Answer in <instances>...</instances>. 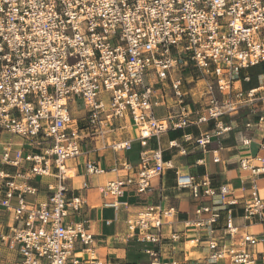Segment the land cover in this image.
Here are the masks:
<instances>
[{"label":"built area","instance_id":"built-area-1","mask_svg":"<svg viewBox=\"0 0 264 264\" xmlns=\"http://www.w3.org/2000/svg\"><path fill=\"white\" fill-rule=\"evenodd\" d=\"M263 62L264 0H0V208L11 212L14 221L0 233V243L15 250L11 264H108L95 254L94 236L85 221L70 218L85 204L81 195L68 194L65 184L70 176L66 162L81 154L80 141L104 136L115 118L129 117L136 127L142 147L137 170L98 187L108 199L104 206L112 208L117 219L118 210L128 205L122 198L129 186L139 194L150 192L152 180L171 167L159 149L145 148L150 137L182 129L194 117L198 124L212 122L213 133L183 137L204 148L213 135L231 129L222 116L242 107L257 115L256 122L248 119L244 127L259 126L264 135L263 86L242 87L251 81L247 69ZM189 64L197 72L192 93L206 99L195 109L186 101L181 79H170L177 67ZM167 79L178 111L157 118L153 107L165 100L153 84L163 85ZM76 97L83 101L82 126L68 107ZM3 133L20 141H5ZM111 146L125 149L129 140ZM259 150L264 151V141ZM4 166L18 170L11 173ZM122 167L130 169L127 164ZM84 168L90 174L103 172L93 161H86ZM238 168L251 181L243 217L264 223V199L257 184L264 177V155L240 158ZM175 176L176 186L189 189L192 198L213 201L197 206L195 219L185 222L186 227L205 230L207 261L257 264L248 246L264 238L238 232L230 209L236 200H225L228 186L214 188L207 176L198 182L190 174L176 171ZM36 177H52L55 182L46 185L43 200L28 203L25 195L38 193L30 183ZM82 187L87 188V182ZM222 209L227 212L225 225L215 228ZM175 212L171 206H148L126 218V237L160 246L162 227L172 222ZM217 230L229 241L220 243L214 236ZM167 238L177 242L180 236L171 232ZM201 241L199 235L190 240L192 246ZM144 252L148 264H180L162 261L158 248Z\"/></svg>","mask_w":264,"mask_h":264},{"label":"crops","instance_id":"crops-1","mask_svg":"<svg viewBox=\"0 0 264 264\" xmlns=\"http://www.w3.org/2000/svg\"><path fill=\"white\" fill-rule=\"evenodd\" d=\"M264 63V62H263ZM261 63V64H263ZM259 65V64H258ZM181 76L175 71L171 78H179L182 82V89L187 94L186 101H189L192 109L204 104L206 99L195 96L193 92V80L197 77L192 75L190 66L181 68ZM264 74L257 73V82L250 87L263 86ZM251 82V81H250ZM170 80L162 83L156 82L153 88L159 95L162 91L164 103L154 108H163V114L154 115L157 118L166 119L168 115L177 113L178 108L172 97L170 89ZM242 83V87H244ZM85 115V113H84ZM84 116L74 118L79 126L84 123ZM256 117L248 114V108H239L236 112L222 116V121L231 126V129L220 135L212 136L210 142L204 147L195 145L194 140H186L183 135L190 134L193 138L203 132L213 133L212 122L196 123L190 118V123L182 129H168L158 137H150L147 141V149H159L164 162L170 161L171 167L163 170L161 175L152 180V189L150 192L139 194L135 186H129L122 199L127 201V207L118 210L117 219H113L114 211L112 208L104 206L105 200L98 191V187L104 185L109 180L122 179L129 174H133L140 162V151L142 147L137 140V130L129 117L115 118L112 121L109 132L104 136L92 135L80 141L81 154L75 159L66 162L70 171V176L65 180L69 188L68 194H78L85 198V204L80 211L71 214L70 218L75 221H85V226L94 236L95 254L105 259L108 264L115 261L124 264H148L149 256L144 252V248L154 247L159 249V256L162 261H179L180 264H214L207 261L208 251L206 249V233L203 228L186 227L185 222L195 219V208L199 205H212L213 201L209 197L202 196L200 199H194L189 189H179L176 186L175 172L190 174L196 182L207 176L211 186L217 188L221 184L228 186V194L225 200L235 199L236 203L230 206L232 222L239 230L255 234L264 238V223H250L244 219L243 205L250 199L251 181L241 173L238 168V160L243 157H252L257 153L264 155V151L259 150V144L264 141L261 127L253 125L250 128L244 127L246 120L256 122ZM243 139H249V144H243ZM19 142V139H16ZM129 140V146L125 149H113L112 143ZM170 141L176 145L171 146ZM16 148V147H15ZM33 152L37 148L30 149ZM214 157H219L218 162H214ZM86 161H93L96 166L103 169L101 173H86L84 164ZM127 164L129 170L122 166ZM28 164H24L27 167ZM11 173L18 168L4 166ZM22 167L19 170H23ZM243 176V177H242ZM55 182L52 177H36L30 181L37 187V195H25V200L32 203L34 199L43 200L48 190L46 185ZM87 182L88 187L83 188L82 183ZM259 197L264 199V177L257 180ZM13 205L16 199H11ZM161 204L163 207H174L175 214L172 222L164 224L162 227L163 240L161 245L140 242L135 237H126L125 220L129 216H135L138 212L144 211L148 206ZM227 212L220 211V218L214 225L220 228L225 225ZM110 219L111 223L106 224L105 220ZM234 220L236 223H234ZM16 223V222H15ZM11 212L0 208V233L8 230L13 225ZM171 232L179 233L180 239L177 242H170L168 235ZM217 230L214 236L223 238V241H229L227 235L221 234ZM199 235L201 242L192 246V238ZM222 235V236H221ZM190 243L189 246L187 244ZM257 264H262L264 260V242L248 246ZM16 252L0 243V264H11L15 259ZM218 264V263H216ZM221 264V263H219Z\"/></svg>","mask_w":264,"mask_h":264},{"label":"rangeland","instance_id":"rangeland-1","mask_svg":"<svg viewBox=\"0 0 264 264\" xmlns=\"http://www.w3.org/2000/svg\"><path fill=\"white\" fill-rule=\"evenodd\" d=\"M188 66H190V69L192 70V75L194 76V75H196L197 74V72H196V70L194 69V67H192V65L191 64H189ZM182 68H184V67H182ZM247 72L250 74V76H251V82H246V83H244L243 85H244V87L245 88H247V87H249V86H252L253 84H255L256 82H257V79H258V77H257V73H259V72H262L263 74H264V63L263 64H259V65H256V66H254V67H250L249 69H247ZM175 73L177 74V75H179V76H181V67H177L176 69H175ZM262 78H263V84H264V76H262ZM143 80H144V82L145 83H148V81H149V78L146 76V75H144L143 76ZM105 103H106V100H105ZM68 107H69V110H70V112H71V116L73 117V118H77L78 116H84V108H83V101H82V98L81 97H76V98H74V100L73 101H70L69 103H68ZM154 112L157 114V115H159V114H163L164 112H163V108L162 107H159V108H154ZM1 138L3 139V140H11V141H13V142H15V141H17L16 139H19V137L18 136H16V135H11V134H9V133H3L2 134V136H1ZM234 223H236V221L234 220ZM190 245V243H188L187 244V246H189Z\"/></svg>","mask_w":264,"mask_h":264}]
</instances>
